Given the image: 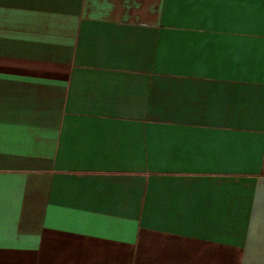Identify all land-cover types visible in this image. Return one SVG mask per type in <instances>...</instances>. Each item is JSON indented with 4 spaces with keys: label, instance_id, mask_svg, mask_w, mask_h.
I'll use <instances>...</instances> for the list:
<instances>
[{
    "label": "crops",
    "instance_id": "crops-1",
    "mask_svg": "<svg viewBox=\"0 0 264 264\" xmlns=\"http://www.w3.org/2000/svg\"><path fill=\"white\" fill-rule=\"evenodd\" d=\"M0 264H264V0H0Z\"/></svg>",
    "mask_w": 264,
    "mask_h": 264
}]
</instances>
